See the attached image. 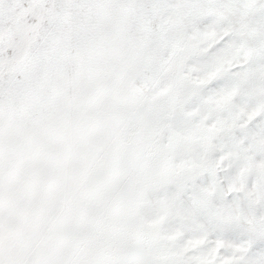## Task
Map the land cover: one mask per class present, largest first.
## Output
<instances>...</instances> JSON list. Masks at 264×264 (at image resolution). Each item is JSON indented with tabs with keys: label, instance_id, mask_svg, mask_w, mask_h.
I'll return each instance as SVG.
<instances>
[{
	"label": "snow or ice",
	"instance_id": "6c2138e0",
	"mask_svg": "<svg viewBox=\"0 0 264 264\" xmlns=\"http://www.w3.org/2000/svg\"><path fill=\"white\" fill-rule=\"evenodd\" d=\"M0 264H264V0H0Z\"/></svg>",
	"mask_w": 264,
	"mask_h": 264
}]
</instances>
